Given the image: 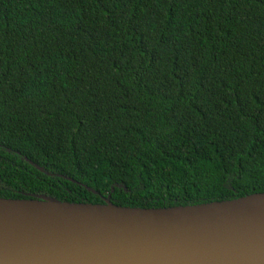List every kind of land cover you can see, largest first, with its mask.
<instances>
[{"label": "trees", "instance_id": "obj_1", "mask_svg": "<svg viewBox=\"0 0 264 264\" xmlns=\"http://www.w3.org/2000/svg\"><path fill=\"white\" fill-rule=\"evenodd\" d=\"M256 192L264 0H0L1 198Z\"/></svg>", "mask_w": 264, "mask_h": 264}, {"label": "water", "instance_id": "obj_2", "mask_svg": "<svg viewBox=\"0 0 264 264\" xmlns=\"http://www.w3.org/2000/svg\"><path fill=\"white\" fill-rule=\"evenodd\" d=\"M101 199L0 197V264H264V192L167 207Z\"/></svg>", "mask_w": 264, "mask_h": 264}]
</instances>
